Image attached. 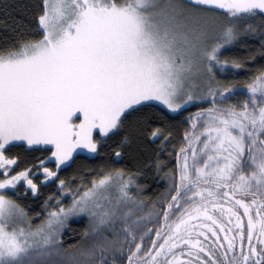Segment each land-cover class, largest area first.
<instances>
[{"label":"snow or ice","instance_id":"6c2138e0","mask_svg":"<svg viewBox=\"0 0 264 264\" xmlns=\"http://www.w3.org/2000/svg\"><path fill=\"white\" fill-rule=\"evenodd\" d=\"M0 264H264V0H0Z\"/></svg>","mask_w":264,"mask_h":264},{"label":"trees","instance_id":"16d2710c","mask_svg":"<svg viewBox=\"0 0 264 264\" xmlns=\"http://www.w3.org/2000/svg\"><path fill=\"white\" fill-rule=\"evenodd\" d=\"M189 111H192V109H189ZM78 162H79V159H78ZM74 167H75V165H74ZM66 171L69 172V173L71 172L70 169H68V170H66ZM62 175H63V173H62ZM150 186H151V190H157V186H156L155 183H151ZM51 187H52V186H49V188H45V189H43V190H42V194H41V196H40L38 199H36L35 201H33V200H26L25 203L29 204L30 206H34V207H35V206H38L39 203H42L43 198H44V196L47 195L48 191L51 190ZM71 227H72L73 229H77V230H79L80 228L83 227V222L72 223V224H71Z\"/></svg>","mask_w":264,"mask_h":264}]
</instances>
